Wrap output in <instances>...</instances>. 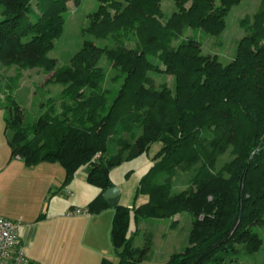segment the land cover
Instances as JSON below:
<instances>
[{"label": "trees", "instance_id": "1", "mask_svg": "<svg viewBox=\"0 0 264 264\" xmlns=\"http://www.w3.org/2000/svg\"><path fill=\"white\" fill-rule=\"evenodd\" d=\"M31 1L0 0V63L52 72L48 80L63 91L31 125H24L15 102L5 110V132L11 130L9 160L21 159L26 166L58 162L64 170L60 188L85 167L86 181L100 188L86 212L114 210L110 238L116 264L153 260L147 245L134 247L127 236L131 210L134 219L191 214L188 244L160 264H207L237 236L245 242L244 250L252 251V239H259L249 226L264 211V0L241 20L249 23V31L225 64L215 54L203 53L201 41L184 32L191 28L218 35L238 0H173L176 10L165 23L160 20L162 0H98L86 30L97 38L116 37L115 42L100 47L85 39L69 64L57 69L45 51L60 32L66 0L36 2L38 12L30 20ZM128 25L135 34L133 47L126 45ZM172 35L176 43H171ZM154 51L174 76L173 90L147 74ZM103 53L118 68L116 78L122 77L115 92L106 87L105 73L97 66ZM135 123L142 128L136 140L119 138L120 148L107 156L111 136ZM244 125L254 136L247 151L240 143ZM258 141L257 152L249 154ZM153 142L161 147L137 188L138 194H149V201L131 208L108 203L103 192L114 186L110 169L124 156L147 151ZM230 149L235 152L231 164L217 170L216 161ZM177 171L194 176L184 190L168 194ZM160 173L164 175L157 181ZM100 264L112 262L102 258Z\"/></svg>", "mask_w": 264, "mask_h": 264}, {"label": "rangeland", "instance_id": "2", "mask_svg": "<svg viewBox=\"0 0 264 264\" xmlns=\"http://www.w3.org/2000/svg\"><path fill=\"white\" fill-rule=\"evenodd\" d=\"M43 0L31 1V12L29 19L32 20L38 12L36 2ZM261 0H238V2L229 8L225 16V27L218 35L201 31L199 29L187 28L184 35L193 36L201 41L202 52L216 55L223 63H228L235 54L238 40L249 31V23L241 20L244 17H251L258 9ZM219 0H214V4H218ZM190 2L185 3L188 7ZM99 6L98 0H66L65 10L62 12V26L58 35L53 39L52 45L45 51V55L49 59L54 60V69L63 65H68L71 57L81 47L85 39H91L100 47H109L116 37H95L91 35L86 27L93 13ZM161 9L163 14L160 20L165 23L166 19L176 10L173 0H162ZM2 6L0 5V19ZM112 13L113 10H110ZM130 25V24H129ZM127 26L129 37L127 47H133L134 32ZM26 39V38H25ZM131 40V41H129ZM171 43H176L175 36H171ZM159 51L151 53V68L147 70V74L155 78L157 82H162L171 90L174 88L175 79L173 74L165 71L164 66L158 56ZM102 71L105 73V85L115 92L122 82V77L116 78L118 68L114 67L112 62L103 53L97 62ZM52 72H45L39 67H25L20 63L2 64L0 63V125L4 124L5 110L15 102L20 106L23 114L24 125H31L38 116L43 113L51 104V99L58 98L63 86L53 83L50 79ZM139 123L133 124L131 127L118 132L111 136L107 144V156H111L120 148L118 144L119 138H124L129 142H134L141 133ZM3 134V142L0 145V215L6 218L15 219V214H22L18 211L20 204L28 202L25 194L19 191L29 180L37 175L35 168L26 169L17 167L16 162L5 161L9 156V148L6 145V138L11 134V130L1 132ZM1 134V136H2ZM254 136L247 125H244L240 132V143L245 151L248 144H253ZM260 141V140H259ZM250 148L253 154L258 150V143ZM255 144V143H254ZM160 142H153L147 151H143L133 158H124L122 161L112 167L109 171V177L119 189L118 204L128 206H137L149 201V194L137 193L140 179L146 174L152 166V160L155 153L160 149ZM125 151V155H127ZM250 156V155H249ZM235 157L234 150H229L216 161V169L222 168ZM14 160V159H13ZM54 163V176L58 179H52L56 183L49 192L46 193V199L42 209L37 214H45V219L39 221V225L35 230L32 238V244L25 247L26 256L31 264H100L102 258H106L116 264L117 255L111 243L110 228L113 208L102 210L100 220H96L98 224H94L93 220L88 226L95 232V237L89 235L81 238L80 232L88 228L87 225L76 223L72 216H65L64 212L68 209L69 204H75L78 208H84V200L88 196L100 190L96 186H92L85 180H80V174L86 175L85 167H81L77 171L78 178L74 179L72 184L67 187H61L64 170L58 162ZM227 164V166L229 165ZM22 165V163H21ZM37 165V164H36ZM225 175L228 171L223 170ZM160 173L157 181L160 180ZM194 173L175 172L173 182L168 194H176L184 190L192 181ZM92 200V199H91ZM50 205V208L48 207ZM20 208V207H19ZM53 209L57 210L64 217L56 218L52 215ZM25 212L28 213V210ZM98 213V214H99ZM86 214V212L79 215ZM78 215V214H76ZM69 217V218H67ZM192 216L188 211H179L173 216H139L133 218L131 210V219L128 225L127 236L131 238L134 247H149V252L153 255L151 264H160L168 260L170 254L174 251H182L188 244V233L191 228ZM23 230V229H22ZM250 232L256 233L259 239L258 243H254L252 239L253 250L247 252L244 250L245 242L240 240L239 236L231 239L222 246L219 251L214 254L213 260L207 264H264V211L258 218L256 223L249 226ZM237 238V239H236ZM239 239V240H238Z\"/></svg>", "mask_w": 264, "mask_h": 264}, {"label": "crops", "instance_id": "3", "mask_svg": "<svg viewBox=\"0 0 264 264\" xmlns=\"http://www.w3.org/2000/svg\"><path fill=\"white\" fill-rule=\"evenodd\" d=\"M3 119H4V117H3ZM2 126H3V132L5 133L4 124L0 125V132H1ZM1 134L2 133H0V145L3 142L2 141L3 140V134H2V136H1ZM4 142H6V145L8 146L7 138H6V141H4ZM8 148H9V146H8ZM9 152H10V148H9ZM5 161H10L9 156H8V158H6ZM10 162H16L17 167L22 166L21 168H23V166H24V168H26V169L35 168L33 170L37 171V175L34 176V178H32L31 180H29L23 188L19 189V191L23 192L25 194V196L28 198V202H26V203L23 202L24 204H20L19 205L20 208L18 207V211L22 212L23 215H25V216H22V214H15L16 216H14V217H16L14 220H19L22 223V226L20 228L21 241H22L21 243H22V248L26 254L25 247L27 245L32 244L33 235L36 233L35 230L37 229V226L40 224L39 221H43L45 219V214H44L42 219H38L39 214H37V213L40 209H42V206L44 205V202L46 199V193L49 192L50 189L56 185V183H58V182L53 183L52 179H54V177H55V180H56V179H58V177L54 176V174H53L55 165H54V163H51V162H41L37 165H32V166H26L23 163V161L21 159H18V158H15L14 160L12 159V161H10ZM21 163H22V165H21ZM1 167L2 166H0V168ZM85 170H86V168H85ZM77 171H79V169ZM77 171H76V173H77ZM76 173L73 176L70 185L72 184L74 179L78 178V175H76ZM63 176H64V174H63ZM79 179L86 181L85 174L84 175L80 174ZM99 192H100V190H98V191L95 190V193H93V194L90 193V195L88 196V199L84 200L83 203H85V206L82 209H85L88 202L91 199H93L95 196H97L99 194ZM48 207L50 208L49 204H48ZM73 207H78V206H76L75 204H72V203L68 205V209L73 208ZM68 209H66V211L64 212L65 216H72L71 218L73 220H76V223H80L84 226L85 225L88 226V223L91 222L93 220V218H95L96 220H100V217H98L100 215V213L99 214L98 213L90 214V213L86 212V214H83V215H79V214L78 215H76V214L68 215L67 214ZM26 210H28L29 214H27V212H25ZM52 215L56 218H59V217L63 218L64 217L61 213L59 214V212L55 209H53ZM0 216H2V215H0ZM67 218H69V217H67ZM93 222H94V224L95 223L98 224L97 221L93 220ZM94 232L95 231L88 226V228H86L82 232H80V234L82 235L81 238H85L88 235L91 238H93L96 236Z\"/></svg>", "mask_w": 264, "mask_h": 264}, {"label": "built area", "instance_id": "4", "mask_svg": "<svg viewBox=\"0 0 264 264\" xmlns=\"http://www.w3.org/2000/svg\"><path fill=\"white\" fill-rule=\"evenodd\" d=\"M86 212L85 209L73 207L68 215ZM21 221L0 216V264H31L21 241Z\"/></svg>", "mask_w": 264, "mask_h": 264}, {"label": "water", "instance_id": "5", "mask_svg": "<svg viewBox=\"0 0 264 264\" xmlns=\"http://www.w3.org/2000/svg\"><path fill=\"white\" fill-rule=\"evenodd\" d=\"M119 189L116 186H111L103 192L104 197H106L107 202L110 204H115L118 201Z\"/></svg>", "mask_w": 264, "mask_h": 264}]
</instances>
